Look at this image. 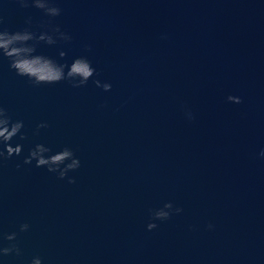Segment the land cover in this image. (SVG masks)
Masks as SVG:
<instances>
[{"label":"water","instance_id":"obj_1","mask_svg":"<svg viewBox=\"0 0 264 264\" xmlns=\"http://www.w3.org/2000/svg\"><path fill=\"white\" fill-rule=\"evenodd\" d=\"M55 3L72 39L37 53L86 56L96 75L36 86L0 60V103L26 135L0 165V233L17 232L22 255L0 264H264V0ZM0 15L10 31L49 19L15 0ZM36 143L72 148L79 168L23 164ZM168 201L182 211L148 230Z\"/></svg>","mask_w":264,"mask_h":264},{"label":"clouds","instance_id":"obj_2","mask_svg":"<svg viewBox=\"0 0 264 264\" xmlns=\"http://www.w3.org/2000/svg\"><path fill=\"white\" fill-rule=\"evenodd\" d=\"M21 8L34 7L43 12L49 19L42 22L41 31L36 32L30 28L31 18H27L25 23L29 25L15 31H10L4 26L3 16L0 15V60L7 59L8 67L15 71L17 76L26 77L33 85L55 84L66 81L73 88H79L87 84L89 79L96 75V70L91 66V62L86 56H78L70 63L57 62V60L39 54L36 51L37 45L41 42L47 45H54L58 41L68 42L72 39L71 35L62 31L58 24L52 23L53 17L61 14V9L56 5L55 0H15ZM85 50H90L91 46L85 44ZM60 58H64L66 53L61 50L58 53ZM96 87L109 91L111 84L93 79ZM226 99L232 103H241V98L235 95H228ZM188 119H192L191 112H186ZM48 124L41 121L36 124L33 134L39 133V129L47 128ZM24 123L22 120H13L7 108L0 103V165L13 156H20L23 145L11 141L14 137L20 140L26 139L23 131ZM264 156V150L260 153ZM35 162V167H45L48 172L55 173L58 178L64 179L68 172L74 171L80 166V160L75 156L72 148L62 147L59 151L52 152V149L43 144L36 143L28 149V154L23 157L22 163L25 165ZM17 168L21 165L17 164ZM68 183H75L71 176L67 177ZM180 207H174L172 202H165L162 207L149 209V222L146 224L148 230L157 227L156 221H164L174 213H180ZM28 223H21L19 231L25 232L29 229ZM212 228V225H207ZM17 232L0 233V259L15 255L21 256L22 251L16 242ZM4 241L8 243L5 244ZM28 264H42L39 256H33Z\"/></svg>","mask_w":264,"mask_h":264}]
</instances>
